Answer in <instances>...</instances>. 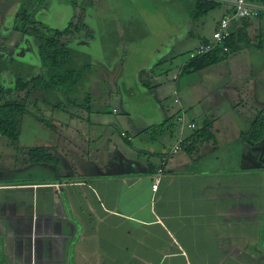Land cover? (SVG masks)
I'll return each instance as SVG.
<instances>
[{"label":"crops","instance_id":"obj_1","mask_svg":"<svg viewBox=\"0 0 264 264\" xmlns=\"http://www.w3.org/2000/svg\"><path fill=\"white\" fill-rule=\"evenodd\" d=\"M176 1L181 16L173 25L136 23L150 29L147 38L133 39L137 46L113 47L114 39L99 36L95 54L73 49L91 71L77 104L58 111L66 118L50 119L38 145L58 163L44 180L0 172V264H264V140L252 144L240 136L264 110V85L250 90L232 82L227 69L221 80L206 82L194 79L204 70L181 75L188 59L178 55L195 37L197 46L210 41L220 20L207 37L183 30L193 21V0ZM36 4L0 0V12L34 13ZM229 10L226 3L221 18ZM159 28L179 29L176 51L153 46L161 44L152 34ZM228 29L247 35L248 44L228 57L234 75L264 73V14L231 20ZM81 31L83 44L95 39ZM56 102L46 106L55 112ZM205 122L212 140L194 137ZM20 138L18 148L1 150L0 159H11L7 169L27 162Z\"/></svg>","mask_w":264,"mask_h":264},{"label":"rangeland","instance_id":"obj_2","mask_svg":"<svg viewBox=\"0 0 264 264\" xmlns=\"http://www.w3.org/2000/svg\"><path fill=\"white\" fill-rule=\"evenodd\" d=\"M35 1L36 0H24V2ZM218 3V6L214 9L210 10L206 15L199 18V20L191 21V24L188 22L187 26L184 29H195L199 31V33L203 34L201 36H209L213 31V26L220 20L224 8L226 6V1L224 0H211ZM80 5L82 11H84V17L82 18L83 28L81 27V32L88 33L94 35L93 40H89L86 44H83L84 40L78 39L79 35H73V37L68 35V38L73 39L71 47L76 51H85L96 53V47L99 36L106 37L108 43L114 39V47L115 44L118 48L120 46H127L133 43V39L138 38H147L148 35L146 33L147 30H150L147 27H139L136 23H150V27H156V23H161V25H173L178 20H180L181 12L178 8V2L176 0H44V2L39 5L38 9L32 14V20L41 22V24L47 28L62 30L67 27V25L72 22L73 16L77 15L79 12L74 10L73 4ZM98 4L102 5V12H96L95 8ZM144 4L145 10H140L138 5ZM10 4L5 2V7H9ZM132 6L134 8H132ZM145 11V12H143ZM182 14H184L182 12ZM142 17V18H140ZM184 19V18H183ZM126 23V24H125ZM0 53L1 55L7 54L10 58L14 59V62L18 65L22 71H25L27 67L32 66L36 60V52H37V44L32 39V35L24 34L22 31L18 30L21 27L20 22L17 24L13 23V15L10 13H5L4 11L0 12ZM145 25V24H144ZM81 26V24H80ZM79 26V27H80ZM112 26H116L114 29ZM152 29V28H151ZM199 29V30H198ZM153 30V29H152ZM178 30L174 28H159L158 33L152 34L155 36L157 41H161V44L153 46L158 47L162 52V46L166 44L172 47L173 51L179 46V43H172L173 41H178ZM112 32L111 35H105V33ZM177 32V33H175ZM82 35V33H80ZM152 35V36H153ZM112 38V39H111ZM69 40V41H70ZM68 41V42H69ZM171 42V44H169ZM199 42V38L195 37L188 45L187 49L181 51L178 55L181 59H188L189 52L188 50L194 49ZM136 45V44H134ZM137 46V45H136ZM138 48L143 49V47L148 48L152 45L142 46L138 45ZM123 48V47H121ZM113 52V50H112ZM243 60L242 62H248L245 56V53H242ZM36 65V63H35ZM227 69L230 72L229 78L231 81L238 83L239 85L247 84L248 89H252L251 87L257 82V84L262 83L264 85V73H259L257 75H242L241 77H237L234 75L233 67L229 59L223 60L218 64L205 69L203 72H200L195 75V81H211V80H221L222 76L219 74L220 71ZM264 72V71H262ZM211 76L208 77V75ZM55 99V98H54ZM51 98V101H54ZM49 105H44V103L39 102L37 104L36 109H33L35 114L39 116V111H42L44 116L42 119H24L21 123L20 135L19 139L22 142L23 149L34 148L38 145H42L44 143L45 138V127L47 126V121L50 119H55L56 115L66 118V114L58 113V111L49 109ZM111 107H114V102L110 103ZM70 105H67V108ZM43 108V109H42ZM236 111L240 112L244 116V118H248L245 111L242 107H239L235 104ZM38 109V110H37ZM38 111V112H37ZM250 111V108L247 109ZM53 112V116L50 113ZM240 118V117H239ZM241 119V118H240ZM40 120V121H38ZM9 141L6 137H3L0 140V155L3 154V151L7 148V144H9V148L6 149L11 151V148L15 146V144ZM19 143L16 144L17 148L19 147ZM13 151V150H12ZM13 154V153H12ZM61 160L63 158L58 157ZM10 157H2L0 159V172L4 173V175H11L13 178L9 177V179H18V178H27L31 174L38 175L40 180H44L51 173L52 165H43V164H32V163H24L23 167L20 168V165L14 166L12 169H7ZM13 160V159H12ZM25 162V161H24ZM63 162V161H62ZM8 170V171H7ZM17 173V174H16ZM3 175V174H2ZM1 175V176H2ZM7 179V180H9Z\"/></svg>","mask_w":264,"mask_h":264},{"label":"trees","instance_id":"obj_3","mask_svg":"<svg viewBox=\"0 0 264 264\" xmlns=\"http://www.w3.org/2000/svg\"><path fill=\"white\" fill-rule=\"evenodd\" d=\"M248 1L264 3V0ZM43 2L44 0H36V2L33 1V5L36 3V5H41ZM73 6L77 7L76 3ZM217 6L218 3L211 0H193L190 16L192 20H199ZM32 14L22 8L13 15V23L17 24L19 21L21 27L18 30L24 34L32 35V39L34 42L36 41V65L34 63L22 71L17 67L13 58L0 53V137H6L13 144L18 142L22 119H26L27 116L33 117V119L43 118L40 117L41 115L37 116L36 111L33 110L36 109L39 102L46 105L54 96L57 99L55 109L61 112L67 109V105L77 104L76 97L79 88L86 74L91 71L90 65L83 63L79 54L73 51L71 45L64 40L70 34L76 35L81 31V27L83 28L84 11L82 9L76 18L77 22H70L62 30H53L43 26L41 22L32 20ZM263 14L264 11H260L258 16L251 18H257ZM224 44L228 48L227 51H223L222 47H216L208 52L197 54V48H195L189 53L188 61L181 67L180 74L188 75L199 72L226 60L230 54L237 53L243 45L248 44L247 35L244 30H237L229 34L224 40ZM86 109L89 113V107ZM177 119H183V117ZM44 124L52 127L49 121ZM210 128V123L205 122V126L196 131L194 137L203 141L212 140L213 135ZM122 136L128 138L125 133ZM240 136L252 144L264 140V110L262 113L256 114L250 127ZM181 143L184 145V140ZM26 160L27 163L52 166L58 163L57 157L43 146L28 149ZM159 172L161 170H158Z\"/></svg>","mask_w":264,"mask_h":264},{"label":"built area","instance_id":"obj_4","mask_svg":"<svg viewBox=\"0 0 264 264\" xmlns=\"http://www.w3.org/2000/svg\"><path fill=\"white\" fill-rule=\"evenodd\" d=\"M226 3L230 7L229 13L220 19L212 33L211 40L198 45L196 52L197 54L208 52L216 47H222L223 51H227L228 48L225 46L224 40L230 34L228 29L230 21L240 18L256 17L260 11H264V6L251 3L248 0H227ZM187 126L191 129L195 127V125L192 123L188 124ZM121 135H124V133ZM180 143L181 141H179V143L174 147V151L180 150ZM157 183L158 181L155 180L151 187L153 192H155L157 189Z\"/></svg>","mask_w":264,"mask_h":264}]
</instances>
